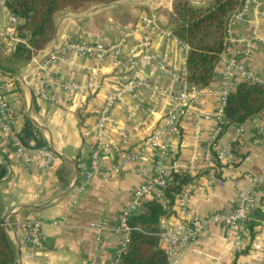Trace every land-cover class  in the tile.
I'll return each mask as SVG.
<instances>
[{"label":"crops","instance_id":"crops-1","mask_svg":"<svg viewBox=\"0 0 264 264\" xmlns=\"http://www.w3.org/2000/svg\"><path fill=\"white\" fill-rule=\"evenodd\" d=\"M209 1L212 0H190L195 5ZM151 2L130 0L127 3H142L147 7ZM164 2L158 0L152 4ZM170 2L150 16L155 17L161 31L152 37L151 52L165 60L164 66L172 76H165L160 69L152 73L147 67L136 69L137 79L145 81L146 86L136 88L132 95L114 106L110 113L113 123L105 128L106 140L119 150L118 155L108 152L112 146L108 151L99 152V166L104 170L120 167L107 179L95 175L88 180L83 178L90 169L95 146L94 137H85V132L93 128L107 95L133 76L126 53L128 48L141 42L146 32L141 17L148 12L139 10V6L118 5L106 10L120 9L121 14L130 16L97 18L98 13L106 11L101 10L92 17L83 14L56 18L53 38L15 75L20 79L0 76V87L13 116L14 133L26 143L25 151L18 154L11 140L0 137V164L6 167L0 180V222L12 225L14 232L6 234L15 243L24 232L19 225L28 219L38 220L43 239L42 252L29 257L12 243L13 264H113L119 248L118 217L131 203L134 190L154 177L159 160L168 176L175 171L192 177L186 219L201 221L213 214H228L234 209L239 193L252 185L254 209L264 215V177L261 183H253L264 174V110L241 125L227 126L218 135L217 146L230 148V157L223 162L214 160L216 151L211 147L226 61L232 58L244 70L264 80V0H247L243 10L234 15L229 46L217 65L213 81L196 102L180 108L177 133H162L160 141L136 160L124 163L121 159L123 154L137 153L141 142L151 134L163 131L167 113L177 105L183 92L186 46L172 34ZM20 22L22 25L23 20ZM6 27V18L0 11L2 47L7 43ZM165 33L172 35L165 36ZM66 38L80 46L108 47L118 41L123 45L117 61L108 58L97 67L93 55L67 46ZM0 53L8 55L1 47ZM69 60L75 65L69 66ZM43 65L47 72L38 70ZM49 77L50 90L56 98L40 100L33 92L34 85L37 79L45 81ZM240 81L238 77L231 78L226 85L233 90ZM72 82L86 85V93L68 99L59 86ZM153 85L166 94L153 95L149 88ZM239 126L242 134L238 142L232 143ZM124 132L125 142L121 136ZM40 149L54 155L47 168L39 167ZM208 153L212 160L207 163ZM155 197L163 202L158 187L147 198ZM176 201L174 213L161 221L163 230L182 219ZM229 229L225 223H207L174 264H264V220L258 222L252 236L248 232L241 234L239 247L234 244L236 230ZM160 246L165 247L164 239H160Z\"/></svg>","mask_w":264,"mask_h":264},{"label":"built area","instance_id":"built-area-1","mask_svg":"<svg viewBox=\"0 0 264 264\" xmlns=\"http://www.w3.org/2000/svg\"><path fill=\"white\" fill-rule=\"evenodd\" d=\"M12 2L13 0H0V8L3 11L4 17L7 21V27H6V36H7V43L6 46L0 45V47L3 49V51L6 54L13 53L19 43H21V40L18 36V29L21 26L20 19L16 17V15L13 13L12 9ZM246 5V3H245ZM245 7V6H244ZM243 7V8H244ZM243 10V9H242ZM241 10V11H242ZM240 12V11H239ZM238 12V13H239ZM237 14V13H236ZM234 17V16H233ZM231 18L230 28L228 33L230 34L231 25L233 24L234 18ZM143 23L145 26L146 32L144 33L142 40L139 44L131 46L128 48L126 55L129 57V70L133 72V76L126 80L123 85L118 87L113 92L109 93L106 97L105 103L102 106V108L98 112L97 120L93 126V128L87 130L85 132V137L91 138L94 137L95 140V146L92 156V161L90 165V169L88 172L84 173L83 178L85 180H88L91 176H100L102 179L109 178L113 173L118 172L120 167H115L110 170H104L102 169L100 164V154L101 151H108L110 150V146H112V150L108 151L111 154L118 155V150L113 145H111L108 140H106L105 136V128H107L108 125L113 123V120L111 118V111L114 108L115 105L121 103L125 97L132 95V93L135 91L138 87H144L145 81L137 79L136 76V69H145L146 67L149 69V72L152 73L154 70L160 69L165 76H172L171 72L167 70L164 66L165 60L161 57H159L157 54H154L151 52V41L152 37L155 33L161 32L160 28L156 24V22L153 19L148 20L147 18L143 19ZM165 36H170L172 34H164ZM4 36L0 34V37ZM67 46L73 47L77 49V51L82 52L83 54H91L94 56V60L97 63V67L104 63L105 60L110 58L112 62H115L120 57V50L122 48L123 42L118 41L115 44H112L108 47H105L102 44H95V45H88L84 44L80 46L79 44H75L72 42V39L66 38ZM187 50V47H186ZM139 52L141 53V56L138 57ZM69 66H74L75 63L73 60L68 61ZM225 69L223 71L222 75V88H221V100H220V107L217 112V120L215 129L212 136V141L214 143L211 144L212 149H215L216 151V159L217 161L223 162L224 159L230 157V151L228 148H218L216 139L218 135L222 132L223 125L226 124V121L224 120V105L226 101V97L231 92L230 89L227 87V82L230 80L231 72L236 69L241 74L243 81L242 83H253V84H261L264 85V80L260 78H256L251 72H247L244 70V68L240 64H236V61L232 58H229L226 62ZM38 70L40 72H47L45 65L39 66ZM184 76V72L182 74ZM37 79L36 84L34 85L33 92L40 100H46V101H53L55 100V94L51 92L52 87V81L49 78H47L45 81ZM183 82V92L181 95H179L178 99H184L187 98H197L201 95H203L204 90H196L192 93H186V85ZM226 82V83H225ZM224 85V86H223ZM60 89L64 90L67 94L68 99L74 98L76 94H85L88 87L86 85L77 84V83H68L64 85L59 86ZM152 94L155 96H160L166 94V91H164L162 88L158 86H150L149 87ZM180 104L177 103V105L170 110L167 113V116L165 118V124L163 131H157L151 134L148 138L144 139L141 142L140 150H138L135 154H129L125 155L123 154L121 156V159L124 163H126L128 160H136L141 155L145 154L147 150H149L151 147H154L161 139L162 133H168L169 135H175L177 133L178 128V114L180 113ZM241 125V124H240ZM14 121L13 116L11 114V111H9L8 105L6 103V99L4 98V95L2 93L1 87H0V137L3 139H9L11 140L16 147L17 153L22 154L26 147L21 143L20 137L14 133L13 130ZM133 129H135L133 127ZM242 133V130L240 129V126L238 129H236L234 137L232 139V142L238 141L239 137ZM122 140L125 142L127 140L126 133H122ZM216 142V143H215ZM39 154L42 157V162L39 164V167L41 168H47L49 164L54 160V155L52 152H50L47 149H40ZM206 161L207 163L212 160L211 155L208 153L206 155ZM155 175L153 179H151L148 183L139 186L135 189L133 192L131 203L125 210L121 212V214L118 217V224H117V233L119 236L118 241V251L115 256V259L113 261V264L119 263L120 255L125 251L128 243H129V232L130 227L127 225L128 218L132 216L135 212L140 210V205L143 200L146 198V194L148 191H150L154 186H157L161 189L162 193L164 188L169 183V176L165 174V169L163 165L160 163V160L157 161L155 164ZM141 172H144V169L140 170ZM264 174H262L261 178H255L253 180V183L259 184L263 181ZM221 186H223L220 183ZM253 186L249 187L246 190H243L239 193L238 199L236 202V205L232 211H230L228 214H213L209 216L206 220H197L193 219L190 221L189 219H186L189 212H188V200L190 196V189L189 185L185 186L180 194L176 198V202L178 205V211L179 216L182 215L181 221L178 222L175 226H172L168 229H164L163 232L160 234V239L165 240V247L163 250L166 253L167 259L169 264H174L175 259L177 256L180 255L182 250L186 248V246L196 237L197 234L200 233V231L206 227V224L214 222L217 224L223 225L225 223L229 230H236V234L234 236V244L235 246H240V236L241 234H244L247 232V224L251 221L250 215L252 213V210L254 209V201L252 198V192H253ZM184 216V217H183ZM4 226V225H3ZM5 226L9 231H6L7 233H10L13 231V227L11 224L5 223ZM22 230L24 231L22 234V237L19 239L18 244L21 248V250L25 253V255L29 256H36L38 253H41L43 250V239L41 237L40 232V226L41 223L38 220L28 219L25 220L21 225ZM92 227L95 225L92 224ZM97 230H100V226H95ZM14 232V231H13ZM12 243H14L12 239ZM16 244V241L15 243Z\"/></svg>","mask_w":264,"mask_h":264},{"label":"trees","instance_id":"trees-1","mask_svg":"<svg viewBox=\"0 0 264 264\" xmlns=\"http://www.w3.org/2000/svg\"><path fill=\"white\" fill-rule=\"evenodd\" d=\"M120 0H13V13L22 25L18 29L21 40L13 53H0V71L17 75L32 58L41 52L53 38L55 20L62 12H79L90 5H103ZM247 0H212L195 5L190 0H172L170 22L175 39L187 47L183 81L187 88L204 89L213 81L221 57L229 46L231 18L241 11ZM264 110V85L239 83L226 97L222 130L229 125H240L259 115ZM26 145L24 138H21ZM6 167L0 164V180ZM218 175V174H217ZM192 177L172 171L169 183L164 188L162 200L145 199L140 210L128 218L129 243L120 255L118 264H169L160 246L163 232L161 221L171 216L175 199ZM247 224L249 235L264 215L252 210ZM14 247L0 222V264H13Z\"/></svg>","mask_w":264,"mask_h":264},{"label":"rangeland","instance_id":"rangeland-1","mask_svg":"<svg viewBox=\"0 0 264 264\" xmlns=\"http://www.w3.org/2000/svg\"><path fill=\"white\" fill-rule=\"evenodd\" d=\"M124 2H128V1H130V0H127V1H125V0H123ZM158 0H154L153 2H151V3H149V5H147V7H145L144 5H141V6H131V7H133V8H136V7H138L139 8V10H144V11H146V12H148V15H143L141 18H142V23H143V19L144 18H147L148 20H150V19H153V18H155L154 16H150L152 13H159V11H161V10H163V8L168 4V2L170 1V0H166V2H164V4L162 5V3H159V4H152V3H154V2H157ZM131 3V2H130ZM135 4V3H134ZM170 4H172V0H171V2H170ZM161 5V6H160ZM158 6H160V7H158ZM98 8L99 6H96V5H90V6H87V8H85L84 10H81V11H79V12H70V11H67V12H62V13H60V14H58V16H57V18H65L66 16H71V15H83V14H87V13H89L91 10H93V8ZM152 10V12H150V10ZM117 11H111V10H106V11H101L100 13H98V16H97V18H109L110 16V18H118V17H123V18H127V17H129L130 16V14H126V13H124V14H121V10L120 9H116ZM0 11L2 12V14H3V11H2V9L0 8ZM123 11V10H122ZM100 14V15H99ZM91 17L94 15V14H89ZM3 17H4V14H3ZM5 18V17H4ZM154 20V19H153ZM156 22V21H155ZM144 24V23H143ZM55 25H56V20H55ZM173 27V26H172ZM168 34V33H167ZM230 39V38H229ZM10 54V53H9ZM225 55V54H224ZM223 57V56H222ZM221 57V58H222ZM33 59V58H32ZM32 59H31V61H32ZM221 60V59H220ZM31 61L29 62V63H31ZM227 62V61H226ZM238 62L236 61V64H237ZM239 64V63H238ZM226 64H224V67H223V69H222V75H223V71H224V69H225V66ZM247 72H250V71H247ZM256 78H259V77H257L253 72H251ZM11 75V74H10ZM12 76H15V75H12ZM16 77H18V76H16ZM232 79L233 78H240L241 79V81H240V83L243 81V78H242V76H241V74L239 73V71L238 70H236V69H234L232 72H231V76H230ZM222 78V77H221ZM230 78V79H231ZM230 81V80H229ZM221 83H222V80H221ZM226 83V82H225ZM252 84V83H251ZM186 90H187V92L186 93H192V92H194V91H196V90H203V89H195V88H187V86H186ZM232 91V90H231ZM182 94V93H181ZM203 94H205V92H203ZM202 96V95H201ZM201 96H199V97H201ZM199 97H197V98H187V97H185L184 99L182 98V99H178V104H180V108H182L183 106H186L187 105V103L189 102V103H191V102H196L197 100H198V98ZM242 134V133H241ZM241 136V135H240ZM239 141V140H238ZM238 141H235V142H238ZM233 143V142H232ZM218 148H219V146H218ZM229 149V151H230V148H228ZM165 174L167 175V173H166V171H165ZM84 176V175H83ZM168 176V175H167ZM170 177V176H169ZM107 179V178H106ZM151 179H153V177H151ZM150 179V180H151ZM222 184V183H221ZM223 185V184H222ZM154 187H157V186H154ZM153 187V188H154ZM152 188V189H153ZM151 189V190H152ZM151 190L150 191H148V193L146 194V199H148L147 197H148V195L151 193ZM135 191V190H134ZM132 195H133V193H132ZM156 198V197H155ZM158 199V198H157ZM159 200V199H158ZM177 203V202H176ZM20 253L21 254H23L24 255V252L23 251H20Z\"/></svg>","mask_w":264,"mask_h":264},{"label":"water","instance_id":"water-1","mask_svg":"<svg viewBox=\"0 0 264 264\" xmlns=\"http://www.w3.org/2000/svg\"><path fill=\"white\" fill-rule=\"evenodd\" d=\"M149 1H154V0H149ZM118 5H125V6H129V7H131V6H141V5H143V4H142V3H141V4H129V3H124V2H122V1H118V2H115V3H111V4L98 5V6H99V7H98V11L106 10V9H108V8H112V7H115V6H118ZM87 15H89V14H86V16H87ZM0 76H2V77H7V78L20 79V78H18V77H16V76L7 75L6 73H3V72H1V71H0ZM3 225H4L5 230H6V231H9V230L7 229V227L5 226V223H4ZM16 246L18 247L19 252L22 251L17 241H16Z\"/></svg>","mask_w":264,"mask_h":264},{"label":"bare ground","instance_id":"bare-ground-1","mask_svg":"<svg viewBox=\"0 0 264 264\" xmlns=\"http://www.w3.org/2000/svg\"><path fill=\"white\" fill-rule=\"evenodd\" d=\"M98 11V8H93V10H91L88 14H93V13H95V12H97Z\"/></svg>","mask_w":264,"mask_h":264}]
</instances>
